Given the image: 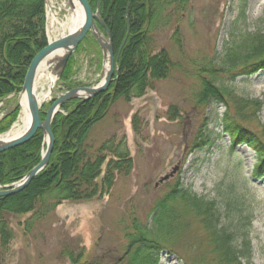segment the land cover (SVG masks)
<instances>
[{
    "label": "trees",
    "instance_id": "obj_1",
    "mask_svg": "<svg viewBox=\"0 0 264 264\" xmlns=\"http://www.w3.org/2000/svg\"><path fill=\"white\" fill-rule=\"evenodd\" d=\"M88 2L95 12L97 0ZM186 3L187 0H100L99 15L105 27L99 23L98 26L103 33L110 32L118 78L106 91L89 99L66 101L55 114L51 123L54 145L48 164L22 191L0 197V247L3 251L14 236L11 216L30 213L24 225L28 231L63 201L81 202L101 197L112 188L116 174L130 172L133 164L127 150L111 139L93 148L87 142L88 135L116 100L140 97L155 81L168 77L173 62L166 49L156 51L154 32L157 25L170 20L174 11L183 10ZM44 4L45 0H0V101L21 91L31 60L47 45ZM170 5L174 6L171 14L166 10ZM82 46L89 50L98 47L89 35L77 50ZM76 66L73 54L58 80L64 89L79 85L73 80ZM217 66L228 84L217 83L216 75L202 76L197 103L217 102L225 108L220 121L224 133L234 146L243 143L255 151L252 175L263 178L264 126L257 132L246 124L256 117L261 102L238 94L233 84L238 76L264 71V31L232 35L223 45ZM18 113L19 107L15 104L3 115L0 133L10 128ZM44 117L41 114V118ZM135 121L136 115L133 117L136 128ZM216 140L204 124L198 129L192 147L210 150ZM42 148H45L43 132L38 129L26 143L0 152V185L21 179L40 162ZM226 190L230 195L225 206L243 204L232 184ZM188 215L201 224V243L206 250L195 261H185L186 264H254L252 240L242 229L251 224L250 217L243 216L240 210L232 209L230 214L222 212L215 200L198 196L180 180L155 202L148 223L135 220L130 231L125 229L127 243L123 253L112 259L111 264H160L162 252L171 250L185 234L190 223L185 219ZM61 255L79 264L84 258V248L76 252L66 246ZM204 255H210L211 259L201 261ZM82 264H104L103 257Z\"/></svg>",
    "mask_w": 264,
    "mask_h": 264
},
{
    "label": "rangeland",
    "instance_id": "obj_2",
    "mask_svg": "<svg viewBox=\"0 0 264 264\" xmlns=\"http://www.w3.org/2000/svg\"><path fill=\"white\" fill-rule=\"evenodd\" d=\"M173 8L170 5L166 10ZM255 30L264 31V0H187L183 10H175L170 20L157 25L154 45L156 51L164 48L169 52L170 74L155 81L140 97L116 100L87 139L93 148L111 139L128 151L132 169L128 174H116L107 194L81 202L63 201L28 231L24 225L30 213L11 216L14 236L4 251L0 247V264H74L61 255L66 246L76 252L83 247L82 262L103 257L104 264H111L123 253L125 229L130 231L135 220L148 223L155 202L176 180L198 196L215 200L224 213L234 209L248 215L251 224L242 229L252 240L254 264H264V178L252 177L255 151L245 144L234 146L224 133L220 121L225 108L221 104H198L196 100L202 76L216 75L217 83L228 84L217 66L225 42L232 35ZM84 46L74 52L73 80L94 86L103 76L102 52L99 47L89 50ZM38 79L39 85L48 88L50 80L40 75ZM233 86L238 94L261 102L256 117L246 123L259 132L264 126V71L238 76ZM64 88L56 79L43 108ZM15 104L17 95L0 101V119ZM204 124L216 143L210 150L193 149ZM230 184L243 204L225 206ZM185 219L190 222L185 234L171 250L162 252L160 264H186L205 252L198 219L192 215ZM209 259L210 255H204L201 261Z\"/></svg>",
    "mask_w": 264,
    "mask_h": 264
},
{
    "label": "water",
    "instance_id": "obj_3",
    "mask_svg": "<svg viewBox=\"0 0 264 264\" xmlns=\"http://www.w3.org/2000/svg\"><path fill=\"white\" fill-rule=\"evenodd\" d=\"M70 5L73 6L74 0H68ZM82 8L83 21L75 29L67 34L55 39L42 48L31 60L27 72L24 78L22 89L18 95V106L20 107V113L22 110L21 97L24 96L27 111L29 113L30 122L26 130L19 136L13 138H4L0 135V152L7 149L22 145L31 139L38 129L43 132V142L46 144V148L42 151L41 160L37 163L26 175L17 182L0 186V197L6 195H12L22 191L49 162L50 154L54 145V135L51 129V123L54 115L59 111L60 107L68 100L81 99V102L89 99L100 92L107 90L110 82L118 78L117 62L114 58L113 45L110 37V32L107 30L106 34L102 33L98 27V23L105 27V23L102 21L99 15V3L97 0L96 11L93 12L88 0H75ZM92 33L97 41L99 48L102 52L103 59V79L95 86H75L65 92L60 93L54 99L47 109H44L43 103L37 99L35 93V81L38 73V69L43 61L55 52L61 51L62 55L57 58L49 60L48 64L52 66L51 71L55 72L56 78L59 79L61 73L67 63L70 55L75 51L78 44L88 34ZM108 62V67L104 66L105 61ZM115 74V78H113ZM53 91V85L51 86ZM19 113V114H20ZM44 113L45 118L41 119L40 114ZM11 126L9 131L14 127ZM7 131V132H9ZM6 132V133H7ZM5 133V134H6Z\"/></svg>",
    "mask_w": 264,
    "mask_h": 264
},
{
    "label": "bare ground",
    "instance_id": "obj_4",
    "mask_svg": "<svg viewBox=\"0 0 264 264\" xmlns=\"http://www.w3.org/2000/svg\"><path fill=\"white\" fill-rule=\"evenodd\" d=\"M76 8L77 9L72 14V17L70 19V22H71V24L69 25L70 30L76 29L82 23V20H83L82 11L77 6H76ZM76 50H77V48L75 49V51ZM74 52L71 55H73ZM61 55H62L61 51L55 52L54 54L49 56L45 61H43L42 64L40 65L39 69H38V73H37L36 81H35V93H36L37 99L40 102V104L44 103V102H46V101H48L50 99L51 94H52L51 86L55 83V81L57 79L56 75L52 74V72L49 70V66L50 65L48 64V62H49L50 59H52V58L55 59V58H57L58 56H61ZM114 58H115V56H114ZM115 60L117 62L116 58H115ZM104 66L106 68L108 67L107 60L105 61ZM117 68H118V66H117ZM39 75L41 76V78L45 77L48 80H50L48 88H45L43 84L39 85V80H41V79H38ZM113 78H115V75L113 76ZM116 80L117 79H115L113 81H116ZM21 103H22V110H21L19 118L16 121L14 127H12V129L9 132H7L6 134L2 135L6 139L7 138H13V137H16V136H19L20 134H22L26 130V128H27V126H28V124L30 122L29 113L27 111V107H26L24 96L21 97ZM15 182H17V181H15ZM6 185H8V184H6ZM0 186H2V185H0Z\"/></svg>",
    "mask_w": 264,
    "mask_h": 264
}]
</instances>
